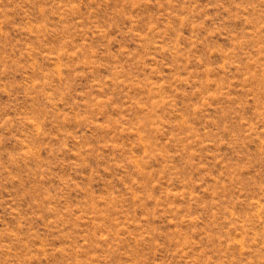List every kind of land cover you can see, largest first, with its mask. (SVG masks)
Returning <instances> with one entry per match:
<instances>
[{
	"label": "rangeland",
	"instance_id": "1",
	"mask_svg": "<svg viewBox=\"0 0 264 264\" xmlns=\"http://www.w3.org/2000/svg\"><path fill=\"white\" fill-rule=\"evenodd\" d=\"M0 264H264V0H0Z\"/></svg>",
	"mask_w": 264,
	"mask_h": 264
}]
</instances>
